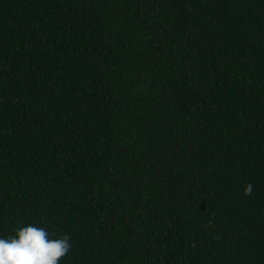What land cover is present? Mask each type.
Listing matches in <instances>:
<instances>
[{
	"label": "trees",
	"instance_id": "obj_1",
	"mask_svg": "<svg viewBox=\"0 0 264 264\" xmlns=\"http://www.w3.org/2000/svg\"><path fill=\"white\" fill-rule=\"evenodd\" d=\"M21 225L71 236L62 264H264V0H0Z\"/></svg>",
	"mask_w": 264,
	"mask_h": 264
},
{
	"label": "clouds",
	"instance_id": "obj_2",
	"mask_svg": "<svg viewBox=\"0 0 264 264\" xmlns=\"http://www.w3.org/2000/svg\"><path fill=\"white\" fill-rule=\"evenodd\" d=\"M254 187L247 185L245 195L251 197ZM72 251L71 236L56 238L47 227L21 225L14 235L0 238V264H62Z\"/></svg>",
	"mask_w": 264,
	"mask_h": 264
}]
</instances>
